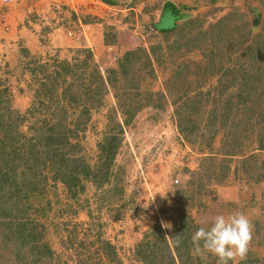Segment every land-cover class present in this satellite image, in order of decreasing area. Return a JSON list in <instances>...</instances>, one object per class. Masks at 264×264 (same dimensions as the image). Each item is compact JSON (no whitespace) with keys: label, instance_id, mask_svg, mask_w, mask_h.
<instances>
[{"label":"rangeland","instance_id":"374dc122","mask_svg":"<svg viewBox=\"0 0 264 264\" xmlns=\"http://www.w3.org/2000/svg\"><path fill=\"white\" fill-rule=\"evenodd\" d=\"M240 1L160 31L119 1L0 0V191L16 215L28 193L45 253L30 264H79L85 239L88 264H217L192 254L191 236L237 211L253 239L234 264H264V0ZM80 24L91 29L76 41ZM10 220L0 264H22ZM58 225L78 229L68 249Z\"/></svg>","mask_w":264,"mask_h":264},{"label":"trees","instance_id":"16d2710c","mask_svg":"<svg viewBox=\"0 0 264 264\" xmlns=\"http://www.w3.org/2000/svg\"><path fill=\"white\" fill-rule=\"evenodd\" d=\"M173 30V29H172ZM171 31V30H170ZM219 32L216 33V35H218ZM122 62H120V67L123 69L121 72L122 73H129L131 71V66L128 65L127 63L129 62V60H121ZM131 64V62H129ZM126 75V74H123ZM121 78H124L123 76H120ZM117 81L118 84L120 85L119 89V95L117 96V99H119V105L122 108H125V103L128 101L130 102V106L132 104V101H129V97L123 96L125 93V90L122 88L121 83V79L119 77H117ZM122 81H124L122 79ZM117 84V85H118ZM113 86L115 87V85L113 84ZM125 99H124V98ZM129 106V107H130ZM85 109V108H84ZM129 112H132V108H129ZM113 113V112H112ZM112 121H113V126L114 128L118 129V134L121 133L122 128L120 123H118V114L116 112L112 114ZM115 123L117 124V126L115 125ZM111 127H106L103 126L102 129L97 130V134H102V140H106L104 137L108 136V132L110 131ZM105 129V130H103ZM114 135V134H113ZM115 138H112L111 140H114ZM101 146H103V149L105 148V143H103V141H101ZM63 183H65L66 185H68L70 187L69 193L72 197V199H74L75 201L78 200L79 194H80V189L77 186L76 181H74L73 179H71L70 177H68L66 180L62 179ZM25 187V189L29 192L30 195H33L36 191L31 192L32 188L26 187V186H22ZM10 194L3 188L2 191H0V219H4V221L2 222V224H6V219H9V217H12L13 220H10V224L8 221V233H5V236L10 237L11 235L16 236L14 244L16 243V246L14 245V252L16 255H20L21 258L24 260V263L27 261L28 264H30V260H29V255L35 256V259H40L44 256V251L43 248L44 246L40 243V242H33L32 238H36L37 234H36V229H35V223L34 220L35 218H33L32 212L30 211V208L26 206L27 204V200L29 199L28 193L27 194H23L22 197H20L21 199L18 201V203L16 204V208L18 209V213L17 215L14 213V210L11 208V202H12V197L10 196ZM2 199V200H1ZM27 212H30L31 216L27 215ZM64 214L66 213V210H64L63 212ZM70 213V210H69ZM34 223V224H33ZM68 225V224H67ZM59 226V228H58ZM56 227L55 232L57 234H60L62 236L61 242L62 246L64 249H68L71 245L75 244L77 241V235L75 233H77L78 229L75 226L74 229H69L67 227H65V225H58ZM54 227V226H53ZM81 245V248L83 250H85V252L80 253V262L79 264H88L87 260L84 259L82 256L83 255H87L86 251L88 252L90 250V247H94L95 246V241L91 240L90 242H88V239L82 240L79 243ZM98 246V245H97ZM50 248L48 246H46V249ZM52 249V248H50ZM17 252V253H16ZM34 260V259H31Z\"/></svg>","mask_w":264,"mask_h":264},{"label":"clouds","instance_id":"9594fccd","mask_svg":"<svg viewBox=\"0 0 264 264\" xmlns=\"http://www.w3.org/2000/svg\"><path fill=\"white\" fill-rule=\"evenodd\" d=\"M74 13L78 15L75 11ZM89 28L91 29L90 25ZM84 38H88L86 34ZM82 40L83 38L76 41ZM206 223L210 226L199 227L191 236L194 256L211 254L217 258V264H234L237 257L240 260L246 258L253 239V226L243 212H233L227 217L218 214ZM179 236L177 235V244L180 243Z\"/></svg>","mask_w":264,"mask_h":264},{"label":"crops","instance_id":"0c3cea01","mask_svg":"<svg viewBox=\"0 0 264 264\" xmlns=\"http://www.w3.org/2000/svg\"><path fill=\"white\" fill-rule=\"evenodd\" d=\"M106 1V0H105ZM119 1L123 3L124 12L132 17L134 23H140L148 19L151 23V29H159L160 31H172L181 21L191 19L204 18L205 13L216 15H224L227 13V0H107ZM235 5L241 3L235 0ZM110 2V3H111ZM208 6V7H207ZM224 9V10H222ZM225 11L224 13H222ZM211 14V15H212ZM225 15H228L225 14ZM223 17V16H221ZM136 19V20H135ZM220 19V18H218ZM139 20V21H138ZM212 20V19H211ZM141 29V28H140ZM91 31L89 32L90 35ZM88 35V36H89Z\"/></svg>","mask_w":264,"mask_h":264},{"label":"built area","instance_id":"2783aa9c","mask_svg":"<svg viewBox=\"0 0 264 264\" xmlns=\"http://www.w3.org/2000/svg\"><path fill=\"white\" fill-rule=\"evenodd\" d=\"M20 1H25L24 3H27L28 6L30 4V6H33V7L38 6L42 1L44 2V0H3L4 3H15V2H20ZM56 1H58V0H51L50 3L54 4ZM63 1H65V2L68 1V2L73 3L75 0H63ZM76 1H78V0H76ZM99 3H101V2H99ZM75 5H77V4L75 3ZM77 12L78 11L76 10V13ZM85 28H89V26H84V25L80 24L78 27H76V29L70 30L68 32V35L75 40H81L86 34Z\"/></svg>","mask_w":264,"mask_h":264},{"label":"bare ground","instance_id":"6f19581e","mask_svg":"<svg viewBox=\"0 0 264 264\" xmlns=\"http://www.w3.org/2000/svg\"><path fill=\"white\" fill-rule=\"evenodd\" d=\"M127 12H128V11H127ZM122 16L128 17V15H127V14H122Z\"/></svg>","mask_w":264,"mask_h":264}]
</instances>
